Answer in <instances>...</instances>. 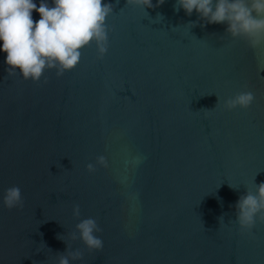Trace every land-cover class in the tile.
<instances>
[{"label": "water", "instance_id": "water-1", "mask_svg": "<svg viewBox=\"0 0 264 264\" xmlns=\"http://www.w3.org/2000/svg\"><path fill=\"white\" fill-rule=\"evenodd\" d=\"M104 2L103 57L93 41L35 82L9 76L0 50V264H58L69 244L83 252L70 264H264V222L249 233L235 218L264 182V43L192 27L175 0L148 13ZM242 91L252 104L227 109ZM12 186L23 208L4 205ZM90 217L101 250L69 235Z\"/></svg>", "mask_w": 264, "mask_h": 264}, {"label": "clouds", "instance_id": "clouds-1", "mask_svg": "<svg viewBox=\"0 0 264 264\" xmlns=\"http://www.w3.org/2000/svg\"><path fill=\"white\" fill-rule=\"evenodd\" d=\"M116 2L119 3V0ZM164 2L126 0L127 5L141 7L145 12ZM181 8L189 17L194 12L197 14L196 21L187 23L192 27L225 24L227 33L247 40L253 48L264 43V0H175L174 10L179 12ZM33 10L40 14L38 21L33 20ZM113 12V3H105L104 0H52L51 4L48 0H40L39 6L34 0H0V41L3 42L0 50L7 54L9 76L19 71L25 80L39 82L46 69H56V75L61 76L78 65L82 49L93 41L103 57L108 50L109 28L106 21ZM157 16L163 17L159 13ZM253 100L252 92L242 91L224 103L231 110L248 108ZM97 163L108 167L103 155L97 157ZM87 169L95 172L96 166L89 163ZM3 203L9 210L23 208L21 189L18 186L6 189ZM73 214L80 216L79 205L75 206ZM235 218L240 230L249 233L258 219L264 222V182H255V192L247 188L246 194L240 196L235 204ZM222 219L223 216L220 217ZM76 229L79 235L71 232L72 240H82L89 251L103 248V240L95 234L102 229L94 218L81 220ZM66 253L59 254L58 264H70L69 257L71 260L83 257V252L71 250L70 244Z\"/></svg>", "mask_w": 264, "mask_h": 264}]
</instances>
